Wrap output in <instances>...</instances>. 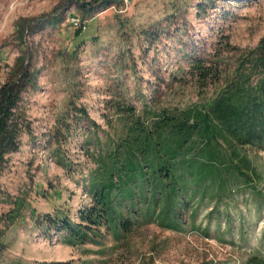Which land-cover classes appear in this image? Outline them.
<instances>
[{"label":"rangeland","instance_id":"374dc122","mask_svg":"<svg viewBox=\"0 0 264 264\" xmlns=\"http://www.w3.org/2000/svg\"><path fill=\"white\" fill-rule=\"evenodd\" d=\"M75 4L0 0V85L19 65L34 76L23 97L33 135L23 137L0 179L18 201L0 239V264H264V113L256 115L252 98L264 0H121L92 17ZM73 16L85 27L79 36ZM194 60L211 70L204 83ZM229 86L239 87L242 128L235 138L229 133L234 148L217 142L223 185L186 181L172 209L161 190L158 205L159 189L141 191L134 182L132 198L112 199L119 215L112 226L85 244H65L66 232L36 227L44 214L76 223L79 209L92 205L83 189L95 169L87 156L115 142L118 106L138 116L145 109L203 112ZM10 208L0 205V213Z\"/></svg>","mask_w":264,"mask_h":264},{"label":"trees","instance_id":"16d2710c","mask_svg":"<svg viewBox=\"0 0 264 264\" xmlns=\"http://www.w3.org/2000/svg\"><path fill=\"white\" fill-rule=\"evenodd\" d=\"M75 3L81 14L92 17L111 7H120L121 0H75ZM81 33V29L75 31L77 36ZM252 64L257 73L253 88L255 95L252 98L259 106L256 115L262 116L264 39L259 42L258 53ZM20 67L19 65L14 69L9 78L0 85V179L11 157L20 151L23 137L31 139L33 135L23 97L33 88L34 76L27 69ZM191 67L195 70L199 82L212 76L210 68L204 66L201 61H192ZM243 83L245 84V81ZM230 89L231 86L225 89L221 98L203 112L197 109L180 112L145 109L141 116H138L132 106H118L116 122L120 125L121 132L116 133L115 142L110 144L108 139L106 149L103 148L98 155L87 156L95 163V169L90 171L88 182L86 181L83 189L90 194L92 205L79 209L76 223H72L67 216L60 218L57 214H44L39 219L35 218L36 227H41L43 231L44 226H47L48 230L54 227L58 232H66L67 235L62 238L65 244H85L100 236L101 227L108 229L112 226L115 217L119 216L112 205V199L123 194L132 198L130 186L134 182L141 191L144 185L155 186V190L159 189L154 191L157 204L161 205L162 200L167 197V206L172 209L176 203L183 201L182 193L186 181L201 184L207 179L212 182L218 179L219 184L223 185L222 170L217 164H224L226 161L217 142L221 139L234 148L233 142L229 141V133L235 138V131L242 128L241 119H238V111L241 109L237 104L240 99L239 87L233 92H230ZM77 112L87 119L85 110ZM231 127L235 128L233 132ZM94 128L97 126L92 123V129ZM241 138V135L237 138L238 143L242 142ZM199 147L204 148L198 150ZM234 155L231 150L230 156ZM58 163L61 164V161L58 160ZM241 166L247 167V162L242 160ZM232 167L235 169L237 166L235 164ZM151 190L153 191V188ZM160 190L166 195L164 199ZM17 202H12L0 182V205L11 207L6 214L0 213V224L4 222L3 228H0V239L11 220L16 217L12 212L18 209ZM127 225L128 222H123L122 227L127 228Z\"/></svg>","mask_w":264,"mask_h":264},{"label":"built area","instance_id":"2783aa9c","mask_svg":"<svg viewBox=\"0 0 264 264\" xmlns=\"http://www.w3.org/2000/svg\"><path fill=\"white\" fill-rule=\"evenodd\" d=\"M128 3V1H126ZM70 24L72 25V28L74 29H81L82 31L85 29V27L81 24L80 19L76 16H73L70 19Z\"/></svg>","mask_w":264,"mask_h":264}]
</instances>
